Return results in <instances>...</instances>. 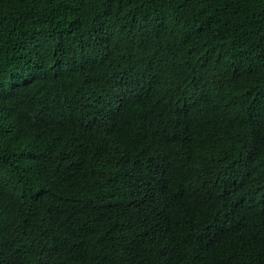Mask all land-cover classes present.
I'll return each instance as SVG.
<instances>
[{
  "label": "trees",
  "instance_id": "obj_1",
  "mask_svg": "<svg viewBox=\"0 0 264 264\" xmlns=\"http://www.w3.org/2000/svg\"><path fill=\"white\" fill-rule=\"evenodd\" d=\"M0 264H264V0H0Z\"/></svg>",
  "mask_w": 264,
  "mask_h": 264
}]
</instances>
